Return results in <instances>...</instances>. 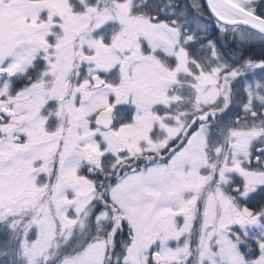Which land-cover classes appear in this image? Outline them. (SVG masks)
<instances>
[{"label":"rangeland","instance_id":"obj_1","mask_svg":"<svg viewBox=\"0 0 264 264\" xmlns=\"http://www.w3.org/2000/svg\"><path fill=\"white\" fill-rule=\"evenodd\" d=\"M231 41L264 50L201 0H0L18 264H264V59L229 60Z\"/></svg>","mask_w":264,"mask_h":264},{"label":"water","instance_id":"obj_2","mask_svg":"<svg viewBox=\"0 0 264 264\" xmlns=\"http://www.w3.org/2000/svg\"><path fill=\"white\" fill-rule=\"evenodd\" d=\"M205 5L209 12L213 15V17L218 20L220 23L225 25H238L244 28L250 29L262 36H264V18L256 15L249 10L244 9L237 3L232 0H204ZM218 7H225L230 10L234 14L233 18H224L220 16L216 9ZM121 47L124 51L128 52L131 49V43L128 40H123L121 42ZM94 86H101L103 84L102 80L98 76H93L91 78ZM112 110L107 109L101 111L98 116L96 117V123L102 127H108L111 123L110 115ZM4 116H8L9 112L3 111ZM89 173H92V170H89ZM244 212L248 215L252 214V210L245 207ZM153 263L158 264L160 257L157 253H154L152 256Z\"/></svg>","mask_w":264,"mask_h":264},{"label":"trees","instance_id":"obj_3","mask_svg":"<svg viewBox=\"0 0 264 264\" xmlns=\"http://www.w3.org/2000/svg\"><path fill=\"white\" fill-rule=\"evenodd\" d=\"M201 1L204 4V1L203 0H201ZM204 6H205V4H204ZM255 14L264 18V5L261 6L260 8H258L256 10ZM220 37L221 38L218 39L219 46L222 44V42L225 43V40H227V39H225L226 37L224 35H221ZM229 51H230V54H228V55H230V57H228L229 60H231V58L232 57L234 58L235 56L236 57L241 56V59H250L252 62H255L259 59H264V50L238 48L237 46L235 47V45L232 43V41L230 44ZM234 53H236V54H234ZM10 237L11 236H10L8 231L0 229V251L5 250V249L9 250V248H8L9 245L13 246V248H12V246H9L11 251L13 252L12 254H10V256L2 258L0 255V264H18L17 256L14 253V252H16L15 242L10 243L9 242Z\"/></svg>","mask_w":264,"mask_h":264},{"label":"bare ground","instance_id":"obj_4","mask_svg":"<svg viewBox=\"0 0 264 264\" xmlns=\"http://www.w3.org/2000/svg\"><path fill=\"white\" fill-rule=\"evenodd\" d=\"M216 12L224 17V18H233L234 17V14L232 12H230L229 9L225 8V7H218L216 9Z\"/></svg>","mask_w":264,"mask_h":264},{"label":"flooded vegetation","instance_id":"obj_5","mask_svg":"<svg viewBox=\"0 0 264 264\" xmlns=\"http://www.w3.org/2000/svg\"><path fill=\"white\" fill-rule=\"evenodd\" d=\"M260 65L263 64L261 60L257 61ZM1 122H3V120H0ZM245 208V206H243V209Z\"/></svg>","mask_w":264,"mask_h":264}]
</instances>
